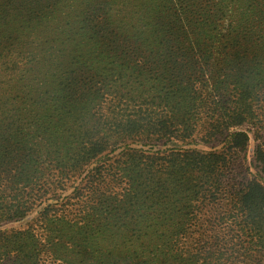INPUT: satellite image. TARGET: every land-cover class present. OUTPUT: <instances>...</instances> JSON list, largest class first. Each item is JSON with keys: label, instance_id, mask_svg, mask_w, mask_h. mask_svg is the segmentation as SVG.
Here are the masks:
<instances>
[{"label": "trees", "instance_id": "1", "mask_svg": "<svg viewBox=\"0 0 264 264\" xmlns=\"http://www.w3.org/2000/svg\"><path fill=\"white\" fill-rule=\"evenodd\" d=\"M36 208L0 264H264V0H0V224Z\"/></svg>", "mask_w": 264, "mask_h": 264}, {"label": "rangeland", "instance_id": "2", "mask_svg": "<svg viewBox=\"0 0 264 264\" xmlns=\"http://www.w3.org/2000/svg\"><path fill=\"white\" fill-rule=\"evenodd\" d=\"M253 140H250L249 144H248V148H247V152L245 154V157L240 158V165H237V167H235L237 170L238 169H244V168H248V170H253L252 165L250 164L251 161V150L253 148ZM130 146L134 147V148H141L143 150H155L157 148V145H149V144H142L140 141H136L134 143H130ZM184 147H189V148H198V149H216V150H221V144L218 143H211V144H204L201 143L200 141H195L192 142L190 144H186L183 145ZM122 147L116 148L114 150V152L111 153L112 154H116L120 151ZM241 157V156H240ZM86 172V169L85 171ZM36 210H32L30 212V214H28L27 216H25L23 219L18 220V221H9L6 223H2L0 224V230H4V229H11V228H20L22 226H24L27 222H29L36 214Z\"/></svg>", "mask_w": 264, "mask_h": 264}]
</instances>
